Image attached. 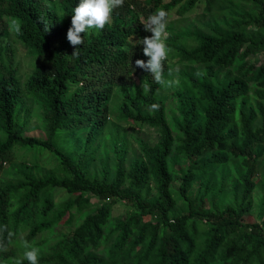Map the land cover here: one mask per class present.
Wrapping results in <instances>:
<instances>
[{
  "label": "trees",
  "instance_id": "trees-1",
  "mask_svg": "<svg viewBox=\"0 0 264 264\" xmlns=\"http://www.w3.org/2000/svg\"><path fill=\"white\" fill-rule=\"evenodd\" d=\"M78 3L0 0L6 40L0 47V173L5 164L10 173L0 185V226H7L0 240L8 249L0 264H12L14 247L25 240L45 245L36 238L59 227L63 233L46 245L39 264H264V198L258 221L244 219L264 159V0H124L103 30L81 34L84 43L73 56L66 33ZM195 6L203 16L222 18L203 31L165 38L176 52L168 57L185 64L169 121L156 95L161 85L135 67L137 59H148L139 40L151 36L141 19L158 8L169 16ZM10 31L33 57L22 83ZM136 77L146 89L137 99L129 91H137ZM115 87L122 100L118 120L145 125L157 139L151 145L136 139L137 155L127 163L125 145L109 141L111 171L97 172L92 163L110 124ZM25 101L38 106L41 138L25 134ZM152 104L159 108L151 110ZM29 150L31 163L15 162L16 152ZM43 153L54 161L44 172L37 163ZM232 162L240 172L225 198V166ZM116 203L130 209L124 218L111 217Z\"/></svg>",
  "mask_w": 264,
  "mask_h": 264
},
{
  "label": "rangeland",
  "instance_id": "rangeland-1",
  "mask_svg": "<svg viewBox=\"0 0 264 264\" xmlns=\"http://www.w3.org/2000/svg\"><path fill=\"white\" fill-rule=\"evenodd\" d=\"M165 1V0H164ZM222 16L219 14L215 15H201V6H195L190 11H187L183 14H178L172 11L168 18H167V27H166V37L170 34H181V33H188L192 34L194 30H205V25L207 23L212 24L213 21L221 19ZM8 21V25H11V21L9 19H6ZM144 19H141V22L144 24ZM165 37V38H166ZM9 44L12 47L14 53H13V65L17 69V74L19 77L20 82L22 83L27 75L30 73L32 69L33 64V57L28 53L27 49L21 45L19 42H17L14 39V36L12 32H9ZM6 40L4 38H0V47H3ZM166 42V39H165ZM180 42V41H179ZM179 42H174V45H180ZM187 46L193 45L191 42V37L186 41ZM172 50V49H170ZM170 53H173L170 51ZM176 53V52H175ZM173 53V54H175ZM255 63H260L261 58L256 57L254 58ZM167 63L171 65L170 70L168 71L166 75V80H178L180 78L179 72L183 71L184 65L178 61L176 57L167 59ZM169 72L172 74L169 75ZM136 89H129L130 95L133 98H138L137 92L140 94H145V87L143 85L142 79L140 77L134 78ZM178 84L173 85L172 87H165L160 86L157 90V97L164 100V108L166 113V118L171 121V119L174 117V92L177 90ZM121 90L117 87L113 89V93L110 99V112L108 115V126L106 127L105 132L101 136V140L103 142V145L99 149V152L95 155L96 159L92 163V168L95 171H100V168H106L107 171H111L112 162H113V155L108 150L109 141L111 140H117V143L122 142L125 145L126 149V155L125 160L127 163L129 160H131L135 155H137V145L135 140L141 139L145 141L148 144H153L156 142L157 134L150 129L149 127L142 125L138 126L132 123H125L123 121L118 120L117 116V106L121 103V96H120ZM25 106L29 109V116L27 119L26 124V131L25 134L27 135H33L36 137H42V132L40 131V122L38 120L40 111L38 109V106L36 104L30 103V101H25ZM103 139H106L104 142ZM24 153V152H23ZM107 155V160L103 158V155ZM17 159L15 162H19V160H22L23 163L29 164L31 163V159L33 158V151L29 150V153L27 156L23 155L22 152L18 151L16 152ZM40 170L42 172L48 171L52 168L54 165V161L50 158L49 155L46 153H43V155L38 159L37 161ZM7 164L3 166V170L0 173V185H3L5 182H8V175L10 174L8 169H6ZM225 169L227 171V176L223 180V191L225 198H229L231 196L230 193V186L236 179V174L240 172V169H238L236 162L229 163L227 166H225ZM255 187L252 190L250 194V200H251V209L244 217L245 221L248 223H254L257 222V209L261 202V200L264 198V159L259 162L258 168L256 169L255 173ZM54 197H61V195L55 193ZM177 204H179V201H177ZM130 209L126 207L123 203H116L112 207L111 211V217L116 218H124L127 212H129ZM64 228H55L52 232L49 233H43L42 235L38 236L35 241H42L45 240L47 243L45 245H42L41 247H38L40 249V255L45 252L46 245H50L55 238L61 233H63ZM24 234L20 235L21 238ZM33 246L34 243H30ZM23 245V244H22ZM17 246L14 247L15 255L13 256V262L15 259L22 256V253L24 251L23 246ZM36 247V246H35ZM12 262V264H13Z\"/></svg>",
  "mask_w": 264,
  "mask_h": 264
},
{
  "label": "clouds",
  "instance_id": "clouds-1",
  "mask_svg": "<svg viewBox=\"0 0 264 264\" xmlns=\"http://www.w3.org/2000/svg\"><path fill=\"white\" fill-rule=\"evenodd\" d=\"M124 0H79L77 6L73 9L71 15V26L66 33L68 43L76 50L72 55H78V46L84 43L83 36L90 29L97 31L103 30L110 22L113 10L121 7ZM168 13L163 8H158L153 14L149 15L144 21L143 28L145 32L151 33L139 40V44L143 45V56L147 57V61L137 59L135 67L149 73L154 82L165 87H172L178 84V80H166L164 78V64L170 49L168 48L165 37L167 27ZM14 29L19 32V22L14 21ZM48 31V30H47ZM134 71V69H133ZM172 73L169 72V75ZM202 73L197 72L196 75ZM159 105L152 104L151 110H157ZM7 231V226H0V233ZM12 234L9 233V236ZM22 256L15 259L13 264H39L40 249L33 246L26 240L23 242ZM7 244L0 240V252H6Z\"/></svg>",
  "mask_w": 264,
  "mask_h": 264
}]
</instances>
